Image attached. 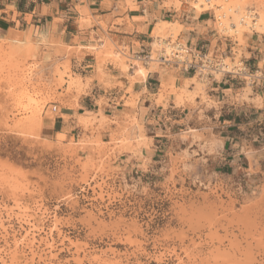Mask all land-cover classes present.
Segmentation results:
<instances>
[{"label":"rangeland","instance_id":"rangeland-1","mask_svg":"<svg viewBox=\"0 0 264 264\" xmlns=\"http://www.w3.org/2000/svg\"><path fill=\"white\" fill-rule=\"evenodd\" d=\"M258 1L191 5L198 13L226 15L240 60L249 39L260 37L239 24L246 10L260 8ZM231 22L237 32L229 29ZM172 27L154 39L175 40L179 31ZM33 43L35 56L9 57L14 44L0 41V264H264V169L252 167L251 182L216 175L210 158L219 155L222 142L202 111L191 114L178 146L152 167L143 158L147 137L137 115H90L80 120L79 139L46 138L43 119L56 117L54 106H73L70 97L81 95L84 86L71 74L67 48L45 39ZM107 49L108 60L125 69L147 65L123 51L113 54L109 42ZM148 65L166 77L180 71ZM219 73L212 78L221 80ZM192 78L186 93L164 81L158 103L174 94L193 111L200 106L197 99L207 104L210 78ZM243 83L238 99L247 100L257 88ZM254 97L264 107V94ZM126 106L136 109L134 96ZM124 153L143 158V170L128 175L117 168Z\"/></svg>","mask_w":264,"mask_h":264},{"label":"crops","instance_id":"crops-1","mask_svg":"<svg viewBox=\"0 0 264 264\" xmlns=\"http://www.w3.org/2000/svg\"><path fill=\"white\" fill-rule=\"evenodd\" d=\"M192 1L196 3V0H0V41H58L67 48L65 59L73 78L80 79L84 86L81 95L70 97L73 106L61 107L53 119H43V136L53 139L60 134L76 140L84 134L80 123L83 117L102 114L124 120L126 116L137 115L147 137L143 158L152 167L151 163H158L160 156L168 155L178 146V139L191 126V114L199 117L202 111L210 121L207 126L222 142L219 155L210 158L215 174L251 182L255 178L252 167L264 169V107L254 97L264 94L258 91L264 89V80L252 86L257 88L253 97L240 100L245 81L228 75L221 80L210 77L205 94L207 104L202 106V99H197L200 106L193 111L185 102L180 105L174 94L158 103L164 81L172 80L174 88L181 90L193 79V72L179 71L166 77L145 65L147 74L143 76L140 67L131 64L125 69L107 58L108 42L116 55L123 51L137 59L149 53L156 42L159 22L178 23V40L201 54L222 52L226 47L234 49L218 36L214 12L198 13ZM245 53L248 69L252 72L261 69L264 73V39L250 38ZM133 96L136 109L126 106ZM109 136L110 133L103 134L104 139ZM143 158L124 153L115 164L129 175L143 170Z\"/></svg>","mask_w":264,"mask_h":264},{"label":"built area","instance_id":"built-area-1","mask_svg":"<svg viewBox=\"0 0 264 264\" xmlns=\"http://www.w3.org/2000/svg\"><path fill=\"white\" fill-rule=\"evenodd\" d=\"M213 0H205V4L210 6ZM218 1V0H214ZM226 1V0H225ZM221 7H219L220 9ZM232 9H229L231 12ZM215 14V13H214ZM215 19L218 26V36L226 43H232L236 46L237 42L228 35V28L225 24L226 15L216 16ZM260 21V10L256 7L246 10L245 14L240 19V26L248 27L252 32L260 35L264 39V34H259L256 27ZM229 29L237 32L238 24L231 22ZM158 48H153L147 54L137 57V60L150 64L156 62L160 66L173 67L180 71L193 72L195 75H207L208 78L212 77L213 72H221L222 74L232 76L239 81H251V86L258 85L264 80V73L261 69L254 72L250 71L245 63V58L237 60V55L233 52V48L228 50V47L222 52H212L201 54L198 51L192 50L187 45L183 44L176 38L170 36L168 39L158 38ZM231 59V65L227 64V60ZM53 113L58 112V107L54 106ZM240 182V181H239Z\"/></svg>","mask_w":264,"mask_h":264},{"label":"bare ground","instance_id":"bare-ground-1","mask_svg":"<svg viewBox=\"0 0 264 264\" xmlns=\"http://www.w3.org/2000/svg\"><path fill=\"white\" fill-rule=\"evenodd\" d=\"M201 1L202 0H196V5H198V7L202 6ZM255 2H257V1H255ZM258 4H259V7H260L259 9H261L260 21H259V23L260 22L261 23L260 24L258 23L256 29L259 28V30H262V32H263L264 31V0H259L258 1ZM170 25L171 24L170 23H167V22H159V24H157V27L155 29V34L156 33H161L162 31H164L165 29H167V27L170 26ZM172 26H173L172 28L174 30H178L179 31L180 25L178 23H174V24H172ZM241 39H243V37H241ZM157 41H158V38L156 39V44H157ZM12 44H14V46L11 47V48H9V50L7 49L8 50V53H9V57H22V56H33V55L35 56L37 54L38 47L36 48V46L34 45V43L31 42V41H23V42L22 41H13ZM157 47H158V44H157ZM139 71L141 72V74H143V76L147 74V71L144 68H142V67H140ZM165 86H166V84H165ZM189 87H190V84H189V81H188L187 82V85L185 86V88L182 89V92L183 93L188 92V88ZM165 88H164L163 91H166ZM204 88H205V86L201 85L199 87V90L200 91H204ZM178 99H179V97H178ZM59 136H61V135L59 134ZM255 259L253 261H255ZM256 261H258V260H256ZM252 264H253V262H252Z\"/></svg>","mask_w":264,"mask_h":264}]
</instances>
